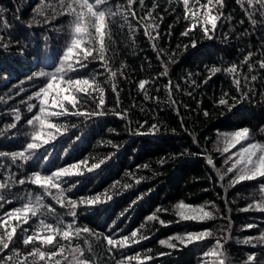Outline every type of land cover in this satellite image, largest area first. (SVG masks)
Listing matches in <instances>:
<instances>
[{
  "label": "trees",
  "instance_id": "16d2710c",
  "mask_svg": "<svg viewBox=\"0 0 264 264\" xmlns=\"http://www.w3.org/2000/svg\"><path fill=\"white\" fill-rule=\"evenodd\" d=\"M108 3L116 14L106 13L102 59L95 29L88 27L89 35L81 48L93 47L96 59L90 56L86 68L68 73L73 79H88L96 89L93 96L98 100L102 94L105 103L97 109L92 100H79L78 93H73L79 100L75 109L64 103L69 113L103 111L104 115L49 117L50 122L64 125L62 134L27 163L18 159L11 165L10 155L0 158L7 165V171L0 168V182L7 178L13 184L37 170L41 175H50L81 161L87 166H80L83 175L64 178L68 184L62 183V188L76 186L60 197L63 207L52 199L59 195L58 189H52L50 196L27 179L22 186L14 184L11 202L0 201V217L5 218L0 238L5 237V227L18 223L16 217L5 214L22 207L28 199L34 206L39 197L46 206L39 212L47 207L54 212L46 216L38 212L27 224L17 227L9 248L0 250V259L11 257L4 264H248L246 258L254 253L252 264H264V212L258 210L264 205V177L233 184L237 173L227 171L232 162L225 163L229 153L224 151L223 136L246 127L249 139L244 142L264 144V68L259 67L264 61V0H213L210 12L200 7L206 0H200V4L189 0L192 11L188 20L182 0H144L143 7L139 0H133L131 6L127 0ZM213 15L217 17L215 30L206 34L201 27L211 28ZM140 16L145 17L142 23H138ZM0 18L6 25L0 27V153L10 154L26 149L34 125H26L25 121L40 115V101L34 93L50 78L35 73L39 69L54 71L66 45L79 37L73 31V17L60 9L58 0H0ZM189 21L192 35L181 36ZM192 40L196 47L190 46ZM249 53L252 55L244 63ZM232 65L236 73L226 71ZM216 67L221 71L213 74L211 69ZM252 76H256L254 81ZM141 79L148 81L144 90L138 86ZM237 79L239 89L234 83ZM60 87H65L63 82ZM57 91H49L48 112L60 110L59 102L52 106ZM145 92L149 99H145ZM225 93L227 104L221 105L219 98ZM29 104L36 105L32 113L27 112ZM114 110L125 118L113 115ZM17 111L20 121L14 120ZM12 122L17 124L15 129L9 127ZM101 161V168L87 171V167ZM97 194L100 203L76 209L74 228L86 227L89 231H73L70 241L57 234L53 244L36 238L24 244L39 219L55 226L59 217L61 228L73 219L67 215V198L79 201L80 197ZM19 196L27 199H16ZM107 196L112 199L107 200ZM181 201L204 206L214 219L180 220L176 205ZM249 204L253 208L242 211ZM158 207L166 211L155 212ZM152 214L159 219L147 220ZM248 224L257 227L245 229ZM25 228L27 233L22 230ZM133 230H137L134 239L139 243H131ZM205 230L211 236L202 241L181 244L171 239L174 249L160 244L177 235L186 239L188 233ZM49 234L39 231L41 238ZM126 235L130 246L109 252L106 238ZM222 237H227L226 243ZM249 237L253 238L251 245L244 243ZM217 239L222 248L216 247ZM132 256L137 258L125 259Z\"/></svg>",
  "mask_w": 264,
  "mask_h": 264
},
{
  "label": "snow or ice",
  "instance_id": "6c2138e0",
  "mask_svg": "<svg viewBox=\"0 0 264 264\" xmlns=\"http://www.w3.org/2000/svg\"><path fill=\"white\" fill-rule=\"evenodd\" d=\"M217 3H221L222 0H216ZM60 9L64 12L73 17L72 20V27L73 31L75 33L76 37L79 38H73L71 40V43L66 45V51L62 52L58 58H57V64L58 66H55L54 71H44L43 69H39L35 75L37 77H49L50 79L45 82L46 86H41L39 90H37L34 95L37 100L40 101V107L38 109L40 115H33L31 118L27 119L25 121L26 125H34V130L31 133V142L26 143V149L24 151H14L12 153H0V158L2 157H8L10 155L11 157V165H15V162L19 159L20 161H23L27 163L29 160H32L34 156H36V153L39 151V149L44 148L46 145H49L53 140L56 139L57 134H62L61 129L64 128V125L50 122L49 117H61L66 115H72L77 117H83L87 115H104L103 111H95L91 113L81 112V111H72L69 113L68 109L64 107V103L67 102L72 106L73 109L76 108L77 103L79 100H83L85 103H87V100H92L96 104V108L100 109L101 106L104 105V97L101 94L99 96V99L97 100L95 96H93V92L96 91L95 88H93L92 83L88 79H73L71 76H68L69 72L72 71H78L79 69L86 68L87 64L85 63L88 58L91 56L92 59H96V56H93L92 53L94 51L93 47L89 46L86 48H81V44L85 38V36L89 35L88 33V27H91L95 29V32L97 34V39L99 42V49L101 50L98 55H100L102 59V49L104 47V29H105V19H106V13L109 16L115 15L114 9L109 6L108 0H68L67 4H65V0H58ZM133 3V0H127V4L131 6ZM182 3L184 5L185 10V19L188 20V13L192 11L188 5L189 0H182ZM196 4H200V0H195ZM249 3H251V0H249ZM213 4V0H206V3L200 4L201 8L207 9L210 12L209 5ZM139 5L141 7L144 6V0H139ZM155 7V5H153ZM55 10V9H54ZM131 15L133 17H136V13L132 12ZM149 15L151 13L149 12ZM196 13H193V18H195ZM87 17V23H85V18ZM138 23H142L145 19L144 16H140L137 18ZM205 24L208 23V16L204 17ZM216 16H211V28L207 27H201V30L204 31L206 34L209 31H214L216 27ZM254 23V22H253ZM6 26L5 21L3 18H0V27ZM192 23L189 21L188 26L185 28L184 31L180 33L181 36L189 37L192 35ZM147 35V33H146ZM158 35V33H157ZM151 39L152 37L149 36ZM210 38V37H209ZM3 39V36H0V40ZM5 47L7 44L5 43ZM189 45H185L184 47L187 48ZM191 47H196V41H191ZM179 48L180 45H177ZM252 53H249L248 56L245 58L244 63H247L248 59L251 57ZM76 65V67H74ZM259 67L264 68V61L259 62ZM252 70V65H249V71ZM110 71V70H109ZM221 69L216 67L212 68L211 72L213 74L220 72ZM226 71L230 73H236V66L232 65L231 67L227 68ZM164 75L167 74V69H164ZM112 76H115V72H111ZM68 76L67 80H64V77ZM94 76V74H93ZM253 81L256 79V76H252L251 78ZM63 82L65 87L61 88L60 83ZM148 83L147 80L141 79L138 82V86L140 90L145 89V85ZM237 89H239L240 81L237 79L234 81ZM98 87V85H97ZM179 86L177 85V88ZM57 89V97L52 101V106L55 107L57 102H59V111H51L48 112L46 110V106L48 105V94L49 91L52 89ZM91 89V91H89ZM113 91L115 92V88H113ZM67 93V94H64ZM73 93L81 94L79 97V100L77 98V95H74ZM43 94V98L42 97ZM227 96V93L222 95L219 98V104L225 105L227 104V100L225 97ZM87 98V99H85ZM28 99H32L31 96L28 97ZM145 99H149L147 93L145 92ZM36 107V105L29 104L27 106V112L32 113L33 109ZM113 115H117L120 118H125L123 114L117 111H113ZM207 115V113H205ZM15 121H20L21 116L19 112L17 111L14 116ZM0 127H3L2 124H0ZM9 127L12 129H15L17 127V124L15 122H12L9 124ZM152 129H155V125L151 126ZM249 139V129L244 128L242 130L233 131L231 133V143L228 144V138H226V146L224 148V151H229V147H235L237 144H241V141H245ZM115 147V146H114ZM47 151V149H45ZM27 153V154H26ZM236 157L233 159V156H229L225 163H228L229 160H232L231 167L227 169L228 172H234L236 171V175L233 177L232 183H240L243 181L253 180L257 177H264V144L261 143H248L247 145H241L240 149L234 154ZM46 159V157H44ZM37 166H39L40 161H36ZM103 161L99 163L93 164L91 167H87L88 172H92L95 169H99L102 166ZM163 163V161H162ZM211 163V161H209ZM81 164H84L87 166L86 161H81L80 163H74L72 165H69L67 167H60L57 170H54L51 172V174H45L41 175V172L39 170L34 171L31 176H28L26 178L22 177L18 181H14L13 184H10L8 182V179L5 178L4 182H0V190H7V191H0V201H4L5 203H10L11 199L10 197L13 196L12 193V187L14 184L18 185H24L26 182V179L30 181L32 185H36L44 189L45 192H47L51 196V190L52 189H58L59 195L53 196L52 199L60 204L61 207L64 206V200L60 199V197H64L65 192H71L72 189L76 186L75 184L69 185L67 188H62L63 184H68V181L65 180V177H72V176H79L83 175V172L80 171ZM23 165H21L22 167ZM145 167H147L145 165ZM0 168H3L4 171H7V165L4 163L2 159H0ZM238 170V171H237ZM2 175V173H0ZM119 181L115 182L113 184V188L116 187V184H118ZM139 183V181H137ZM131 185H124V187H130ZM16 199L24 200L27 199L25 196H19L16 197ZM111 196H107V200H111ZM101 202V196L99 194L84 198L80 197L79 201L71 198H67V206H68V212L67 215L72 217L73 219L66 223L64 228L60 227V223H63L57 217V223L54 226L52 223H46L44 218L39 219V222L37 224L36 230L33 232L32 235H27L24 239V244H28L31 242L34 238L41 239L42 243L45 244H53L55 235L59 234L63 239L71 240L73 231L75 233L79 234L81 231H89L86 227L83 229L80 228H74V225L76 223V216L77 211L76 209L80 205H94L96 203ZM0 207H3V204H0ZM46 206L42 205L40 198L37 197V200L35 202V205L33 206V201L31 199H28L26 203L23 204L22 207H17L14 210L9 211L5 214V217H16L18 223L16 226H9L5 227V237L0 238V245H2V249H8L9 243L13 239V234L16 233L17 227H19L21 224H27L31 217H36L38 215V212L41 208H44ZM177 208V215L179 216L180 220L182 221H197V222H203L205 220H211L214 219L213 213L211 211H206L204 206H193L187 203H184L181 201L179 204L176 205ZM253 208V205L249 204L246 208L242 209V211H248L249 209ZM256 210V209H253ZM260 211L264 212V205L259 206ZM54 212L53 209L50 207L46 208L45 212H39L41 216H46L47 212ZM166 211V209L157 208L155 209V212H161ZM30 214V215H29ZM158 216L155 214L149 215L147 217V220H158ZM159 223L162 225H165V221L159 220ZM5 226V218L0 217V227ZM143 227V225H141ZM245 229H251L253 227H257L253 224H248L244 226ZM25 233L28 232V229H22ZM44 230L49 232L50 234L46 237L41 238L39 236V231ZM211 236V232L209 230L202 231L200 233H188L187 238L185 239L184 236L177 235L173 238H170L169 240H161L160 244L166 245L170 249L176 248V245L171 243V239H175L179 241L181 244L185 243H191L193 240L195 241H202L206 239L207 237ZM131 237L133 238L131 243H139V240H136L134 238L137 237V230H133L131 232ZM148 237H142L141 239H147ZM224 239V242H227V237H222ZM262 238H264V234H262ZM252 237L246 238L244 243L250 244L252 242ZM129 236H123L120 239H114L111 236H108L106 238V244L109 246V252H111L113 249L116 248H123L130 246L129 243ZM216 247L222 248L223 245L221 244V240L217 239L215 241ZM255 247V245H252ZM62 252V248L60 249ZM148 251H151L150 249ZM51 255H56V253H52ZM163 255V254H162ZM41 259H43V253L40 254ZM136 256L132 257H125L127 260L136 259ZM11 257H4L0 259V264H4V261L10 260ZM148 259H151V257H148ZM248 261V264H252L255 259V254H249L246 258Z\"/></svg>",
  "mask_w": 264,
  "mask_h": 264
},
{
  "label": "rangeland",
  "instance_id": "374dc122",
  "mask_svg": "<svg viewBox=\"0 0 264 264\" xmlns=\"http://www.w3.org/2000/svg\"><path fill=\"white\" fill-rule=\"evenodd\" d=\"M223 136H224L225 146H226V138H228V144L230 145L231 134H224ZM248 143H252V142H248ZM248 143L241 141V144H237L235 147H229V151H227L229 153V156H233V159H235L236 157L234 156V154L240 149L241 145H247ZM231 162L233 161L231 160Z\"/></svg>",
  "mask_w": 264,
  "mask_h": 264
}]
</instances>
